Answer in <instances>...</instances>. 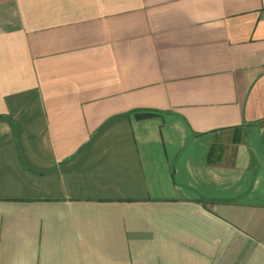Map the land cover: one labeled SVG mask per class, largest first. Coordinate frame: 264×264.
I'll use <instances>...</instances> for the list:
<instances>
[{
	"label": "crops",
	"instance_id": "obj_1",
	"mask_svg": "<svg viewBox=\"0 0 264 264\" xmlns=\"http://www.w3.org/2000/svg\"><path fill=\"white\" fill-rule=\"evenodd\" d=\"M0 264H264V0H0Z\"/></svg>",
	"mask_w": 264,
	"mask_h": 264
}]
</instances>
